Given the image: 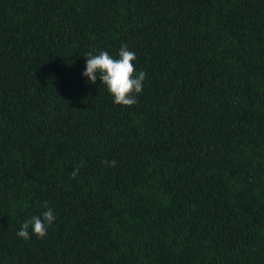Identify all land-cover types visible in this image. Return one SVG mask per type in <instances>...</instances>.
Segmentation results:
<instances>
[{
  "label": "trees",
  "instance_id": "trees-1",
  "mask_svg": "<svg viewBox=\"0 0 264 264\" xmlns=\"http://www.w3.org/2000/svg\"><path fill=\"white\" fill-rule=\"evenodd\" d=\"M0 264H264V0H0Z\"/></svg>",
  "mask_w": 264,
  "mask_h": 264
},
{
  "label": "clouds",
  "instance_id": "clouds-1",
  "mask_svg": "<svg viewBox=\"0 0 264 264\" xmlns=\"http://www.w3.org/2000/svg\"><path fill=\"white\" fill-rule=\"evenodd\" d=\"M84 56L87 60L83 75L90 83L95 84L99 79L117 105L132 107L138 103L137 96L143 91L147 73L142 70L137 73L134 64L136 54L129 50L126 44L120 47L118 57L110 55L108 51H100L99 54L88 52ZM112 166H115V161H112ZM76 171L78 172V169ZM72 178H76V172ZM55 218L53 210L47 208L40 215L32 216L22 223L17 235L28 240L31 238V229L32 234L38 239H43Z\"/></svg>",
  "mask_w": 264,
  "mask_h": 264
}]
</instances>
